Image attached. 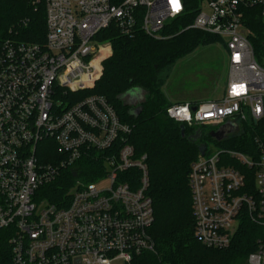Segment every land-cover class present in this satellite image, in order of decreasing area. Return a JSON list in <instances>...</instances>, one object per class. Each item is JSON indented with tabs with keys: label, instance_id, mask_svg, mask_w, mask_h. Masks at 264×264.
I'll return each mask as SVG.
<instances>
[{
	"label": "built area",
	"instance_id": "built-area-1",
	"mask_svg": "<svg viewBox=\"0 0 264 264\" xmlns=\"http://www.w3.org/2000/svg\"><path fill=\"white\" fill-rule=\"evenodd\" d=\"M44 1L45 40L0 46V232L8 240L0 264H129L154 249L147 155L136 153L129 125L104 96L83 93L113 53L99 32L115 23L126 35L141 29L160 38L166 23L186 13L187 1ZM253 5H261L264 21V0H199L187 28L221 38L229 80L218 99L170 104V118L188 127L231 123L234 132L264 119V66L244 21V8ZM256 143L257 155L228 148L208 155L206 145L188 173L201 244L227 248L242 213L261 226L247 264H264V139ZM90 150L103 153L97 178H108L107 187L78 179L65 205L38 198L41 187ZM243 167L255 168L254 190Z\"/></svg>",
	"mask_w": 264,
	"mask_h": 264
},
{
	"label": "trees",
	"instance_id": "trees-1",
	"mask_svg": "<svg viewBox=\"0 0 264 264\" xmlns=\"http://www.w3.org/2000/svg\"><path fill=\"white\" fill-rule=\"evenodd\" d=\"M186 1V13L166 23L160 38L150 37L141 29L126 35L115 23L99 32L96 37L110 42L113 53L104 61L96 87L83 94L104 96L120 120L129 125L127 140L136 153L147 155L148 194L155 210L149 235L154 249L135 255L129 264H245L262 235L261 226L247 213L240 215L227 248L207 247L197 241L188 173L204 141L189 137L195 132L193 127L186 126L185 136H182L181 123L166 113V108L172 104L162 91L168 79L166 70L199 44L213 39L206 32L187 28L197 12L199 0ZM244 15L255 58L264 66L261 5L245 7ZM45 36L44 0H0V46L6 40L43 42ZM136 87L147 92L145 99L135 105L125 102L121 96ZM259 137L264 139V119L258 123L244 122L225 139L228 141L225 149L257 155L256 139ZM104 168L103 153L90 150L54 181L41 187L38 198L65 205L68 192L78 179L93 181ZM242 171L254 190L255 168L243 167ZM5 235L6 232H0V254L8 251Z\"/></svg>",
	"mask_w": 264,
	"mask_h": 264
},
{
	"label": "rangeland",
	"instance_id": "rangeland-1",
	"mask_svg": "<svg viewBox=\"0 0 264 264\" xmlns=\"http://www.w3.org/2000/svg\"><path fill=\"white\" fill-rule=\"evenodd\" d=\"M99 41L108 42L100 39ZM166 72L168 79L162 91L170 103H198L218 99L223 96L229 80L228 51L225 43L220 37L214 35L212 40L199 44L193 51L178 59ZM96 84L93 88L96 87ZM127 94L128 92L122 96V99L129 102ZM218 127V125L212 124L193 127L194 131L201 129V139L208 147V155L224 149L228 142L225 139V141H218L210 136V131L218 129ZM93 181L99 188L109 185L108 178H97ZM113 264L125 263L122 259H118Z\"/></svg>",
	"mask_w": 264,
	"mask_h": 264
},
{
	"label": "water",
	"instance_id": "water-1",
	"mask_svg": "<svg viewBox=\"0 0 264 264\" xmlns=\"http://www.w3.org/2000/svg\"><path fill=\"white\" fill-rule=\"evenodd\" d=\"M128 92V98H129V102L133 105L140 103L143 99H145V96L147 94V92L142 89V88H132L130 90L127 91ZM145 93V94H144ZM125 94V93H124ZM123 94V95H124ZM122 95V96H123ZM121 96V97H122ZM138 101H135L137 100ZM126 102V101H125ZM180 129H181V134L182 136H185V130H186V126L184 124L180 125ZM235 130V127L231 124V123H225L221 126L218 127V129L215 130H211L210 131V136L218 141H222L224 140L229 134L233 133ZM192 140L197 141L202 137V131L200 129L196 130L191 136H189ZM206 150V144H200L199 146V151L200 153L203 155L205 153Z\"/></svg>",
	"mask_w": 264,
	"mask_h": 264
},
{
	"label": "snow or ice",
	"instance_id": "snow-or-ice-1",
	"mask_svg": "<svg viewBox=\"0 0 264 264\" xmlns=\"http://www.w3.org/2000/svg\"><path fill=\"white\" fill-rule=\"evenodd\" d=\"M177 10H178V7H177Z\"/></svg>",
	"mask_w": 264,
	"mask_h": 264
}]
</instances>
